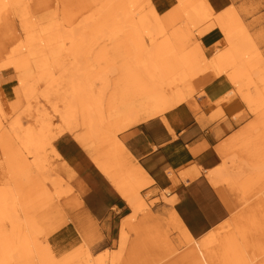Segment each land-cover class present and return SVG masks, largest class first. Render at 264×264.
<instances>
[{"label": "bare ground", "instance_id": "bare-ground-1", "mask_svg": "<svg viewBox=\"0 0 264 264\" xmlns=\"http://www.w3.org/2000/svg\"><path fill=\"white\" fill-rule=\"evenodd\" d=\"M36 1L46 2L0 0V34L11 25L7 16L15 15L21 23V33L12 32L10 39L18 44L8 48L9 58L0 68H13L26 93L34 83H47L44 98L62 119L60 131L75 133L99 170L100 181H93L85 192L104 184L106 200L122 198L131 209L120 221L118 247L108 251V264H130L132 259L151 264L159 255L147 249L163 246L149 236L154 226L142 196L153 178L117 133L159 116L174 132L165 112L181 103L196 106L191 99L195 78L205 72L226 74L240 92L238 74L243 68L259 85L260 95L244 96L256 116L217 147L222 162L208 171L213 185L232 182L239 188L242 217L233 228L226 224L210 229L186 257L193 264H248L246 252L252 250L250 235L255 230L256 251L264 254V61L238 12L232 6L216 11L208 0H176L168 14H161L153 0H89L82 8L84 29L73 32L60 14L37 19L32 9ZM67 15L74 20L73 14ZM215 29L223 40L205 48L200 36ZM34 75L40 80H32ZM79 117L85 130L74 131L80 127ZM16 126L0 120V264H84L79 262L81 254L63 253L65 247L45 238L67 221L54 214V197L38 178H45V150L53 139L50 124L21 131ZM74 203L73 222L80 232L99 237L97 221L83 198ZM133 232L147 236L142 245L137 240L129 243ZM138 244L145 251H138ZM93 264L103 263L97 259ZM258 264H264V256Z\"/></svg>", "mask_w": 264, "mask_h": 264}, {"label": "rangeland", "instance_id": "rangeland-1", "mask_svg": "<svg viewBox=\"0 0 264 264\" xmlns=\"http://www.w3.org/2000/svg\"><path fill=\"white\" fill-rule=\"evenodd\" d=\"M89 0H46L45 4L36 1L32 5L34 10L33 14L35 17L46 18L53 14H60L64 22L73 32L81 31L83 27V16L86 12L82 10L84 6H87ZM209 3L214 7L216 11H220L232 6L239 14V17L246 25L247 29L256 40L257 47L262 54L264 61V0H208ZM155 6L161 14H168L173 12L177 5L176 0H153ZM45 7H52L44 9ZM43 8V9H42ZM87 10V9H86ZM74 15V20H69L68 15ZM11 25L8 29L4 30L0 34V66L2 63L9 58L10 51L17 46L11 44L12 32L17 34L21 33V23L19 18L15 15L7 16ZM37 18V19H38ZM89 21V20H88ZM90 22V21H89ZM3 21L0 20V26ZM89 29V26H87ZM6 47L7 52L2 53V48ZM2 53V54H1ZM246 69L239 71L238 78L241 80L240 93L243 96H258L260 95L259 85L255 83L254 78L246 75ZM248 74V73H247ZM32 80L38 79L37 75ZM252 76V75H251ZM18 74L13 68L7 70H1L0 68V120L5 124L16 123L18 126L25 130H37L44 123L50 124V131L53 139L51 146L45 150V170H43L45 178L40 180L44 181L46 190L51 191L52 196V207L56 216H63L66 218V224L59 227L52 233L45 235L49 242L55 246L65 247L67 252H75L82 255L79 262L84 264H93L97 259H101V262L108 264L109 254L108 251L116 249L117 243V230L116 224H114V232L112 236L106 234V228L103 229V224L97 222L99 237L88 231V234H82L80 228L73 222L76 220V211L74 207V200L80 198L85 187L89 186L93 181H100V173L96 168L93 161L92 152L90 149L83 145L75 136L72 131L60 130L64 127L62 119L58 113L54 111L52 105L44 98V93L49 90L48 85L45 81H39L34 83L33 86H28L27 93L21 90V85L18 83ZM193 99V95L191 97ZM174 108V107H173ZM171 108V109H173ZM169 109V110H171ZM167 110L166 112H168ZM165 112V113H166ZM256 116V112L250 111L246 113L243 120L248 119L249 122ZM78 125L74 131H82L84 127L82 125V119L78 118ZM248 122V123H249ZM85 130V127H84ZM119 139H121L126 145L129 142V132L120 131L117 133ZM4 152V147L0 141V155ZM41 172H38L39 174ZM55 177V178H54ZM53 179H62L63 181H56ZM51 182L58 183L52 186ZM239 190V189H238ZM60 192V193H59ZM240 192V190H239ZM159 192L151 190H143L142 196L148 204L147 209L150 215V222L154 226V233L150 234V237L161 242L163 246L149 247L147 250L150 254L156 251L159 258L156 262L151 261V264H193L190 258L186 255L190 250L196 249V240L201 238L192 236L188 233V226L177 214L173 208V198L168 197L170 193L169 189H166L161 194V206L160 199L155 198ZM241 193V192H240ZM257 194V192H256ZM256 199L253 196L250 200ZM243 204L238 197L231 205V214L227 220L223 221L221 226L228 225L226 228H233L239 217H242ZM218 225V226H219ZM217 227V226H216ZM215 228V227H214ZM183 229V230H182ZM185 230L189 234L188 236L184 233ZM178 233V236H173ZM136 234V233H132ZM250 241H253L252 250L246 252L248 254V264H258L264 254L261 251H256L258 244L259 234L257 230L250 235ZM188 237V238H187ZM254 238V239H253ZM116 239V240H115ZM143 239H147L144 237ZM135 237H129V243L134 241ZM129 244V245H130ZM75 249V251H74ZM169 253V251H171ZM127 251V250H126ZM125 251V252H126ZM129 252V249H128ZM160 252V253H159ZM148 254V255H150ZM165 254V256H164ZM106 256V258H105ZM130 264H137L135 260H131Z\"/></svg>", "mask_w": 264, "mask_h": 264}, {"label": "crops", "instance_id": "crops-1", "mask_svg": "<svg viewBox=\"0 0 264 264\" xmlns=\"http://www.w3.org/2000/svg\"><path fill=\"white\" fill-rule=\"evenodd\" d=\"M221 40L223 35L219 29L200 36L205 48ZM193 85L196 106L181 103L165 113L173 121L174 132L159 116L127 130L130 134L127 146L153 178L146 189L159 192L154 197L160 199V203V192L169 189L168 197L173 198V208L188 226V233L201 238L227 220L232 203L241 196L232 182L213 185L208 171L222 162L217 147L249 122L248 119L237 120L249 113V107L226 74L214 76L205 72L193 80ZM234 90L237 93L231 94ZM96 186L98 190L91 188L87 192L85 187L81 198L96 221L106 228V234L112 236L114 224L119 228L121 219L131 209L122 198L106 200L104 193H108V187L101 183ZM143 236L131 233L140 244L147 237ZM118 238L119 229L117 243ZM140 244L137 250L145 251ZM66 252L65 248L63 253Z\"/></svg>", "mask_w": 264, "mask_h": 264}, {"label": "trees", "instance_id": "trees-1", "mask_svg": "<svg viewBox=\"0 0 264 264\" xmlns=\"http://www.w3.org/2000/svg\"><path fill=\"white\" fill-rule=\"evenodd\" d=\"M125 212H128L127 210H125Z\"/></svg>", "mask_w": 264, "mask_h": 264}]
</instances>
